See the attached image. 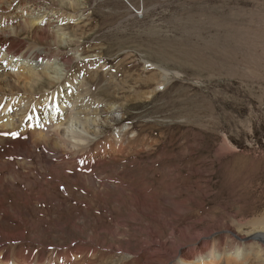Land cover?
<instances>
[{
    "label": "rangeland",
    "instance_id": "rangeland-1",
    "mask_svg": "<svg viewBox=\"0 0 264 264\" xmlns=\"http://www.w3.org/2000/svg\"><path fill=\"white\" fill-rule=\"evenodd\" d=\"M50 2L51 12H59L51 18L60 28V37L53 40L59 53L69 55L66 67L56 70L66 73L68 79L62 81V88L58 83L46 90L66 93L72 88L73 99L81 104L77 111L99 119L106 134L93 147L110 139L118 147L123 141L124 152L135 154L137 166L127 164V168H132L129 176H135L139 186L144 178L153 192L169 196L158 177L141 176L146 164H153L160 178L170 169L179 181L189 179L181 188V198L186 196L183 189L192 187L190 194L203 200L204 207L195 208L185 218L193 221L208 214L210 223L203 224L207 228L222 218L221 226L246 234V242L237 241L243 245L240 261L234 264H264V241L253 235L264 233V0ZM28 40L32 43L30 37ZM36 43L48 46L47 42ZM35 93L32 99L36 106L42 103L43 91L38 88ZM48 114L49 107L46 117H51L52 113ZM49 121L57 123L58 119ZM20 137L29 139L24 134ZM6 150L13 153L3 157L1 162L7 165H0V206L5 212L0 214V224H6L7 235L22 230L27 240L9 243L0 239V247L34 253L43 250L46 264H77L80 257L74 252L65 261L58 253L65 251V246L88 242L89 234L112 225L104 206L97 203L86 209V204L77 200L87 198L81 186L64 174L60 181L53 179L57 173L52 163L55 156L46 154L48 160L41 159L43 151H51L49 147L43 150L31 145L27 159L23 153L14 154L12 143L0 144V155ZM157 158L161 160L153 163ZM72 170L68 169V174ZM98 173L94 172L95 177H101ZM42 174L50 188L40 192L30 186V190L40 192L41 202L21 208L18 215L13 210L20 206L16 201L25 198V187L30 181L36 185ZM204 190L209 192L203 199ZM108 209L117 217L118 210L112 205ZM22 220L28 223L23 225ZM34 221L37 227L31 229L29 222ZM221 234L214 233L210 244H227L228 250L227 236L231 235ZM36 235L39 240L31 242ZM101 235L110 240L107 234ZM89 245L100 253L92 261L105 264V248ZM130 245L135 247L137 242ZM59 247L61 252H57ZM165 248L166 252L174 251L176 245ZM121 257L113 258V264H136V255ZM84 259L81 263L89 264ZM138 261H143V253Z\"/></svg>",
    "mask_w": 264,
    "mask_h": 264
},
{
    "label": "bare ground",
    "instance_id": "bare-ground-1",
    "mask_svg": "<svg viewBox=\"0 0 264 264\" xmlns=\"http://www.w3.org/2000/svg\"><path fill=\"white\" fill-rule=\"evenodd\" d=\"M51 8L50 0H0V113L2 112L0 114V144L4 146L12 143L16 150L14 154L23 153L25 159L28 157L26 155L31 153V145L43 150L46 146L49 147L51 151H43L41 159L48 160L46 154L55 156L52 163L57 173L54 176L51 175L53 179L60 181V176L64 174L66 179L81 186L87 192V198L77 200L78 203L86 204V209H91L97 203H99L98 206H104L112 225L101 228L98 231L100 233L89 234L88 242L65 246L63 252H61L63 248L59 247L60 251L57 249V252H61L58 253L60 260L65 261L71 258L74 252L80 257L76 261L77 264H82L84 258L89 264H95L92 258L99 256L100 253L90 248L89 243H94L108 252L104 257L105 261L102 260L105 264H113V258H119L122 255H136L137 259L134 260L136 264L140 262L142 264H234L240 261L242 252L240 247L243 244L237 241L246 242V234L239 235L240 233L236 234L228 226H221L224 221L222 218H218L213 224L211 222L212 225L208 228L205 227V222L210 223L208 214L193 217V221L185 218L189 213L191 215L195 208L204 207L203 200L198 201L190 194L192 187L183 189L186 196L181 198V188L186 187L189 179L179 181L178 175L174 176L170 169L165 176L163 175L164 177L160 174L163 177L160 178L158 171L152 167L154 165L146 164L142 169L143 173H140L141 176L158 177L156 180L160 187L165 186L164 191H167L169 196L153 192L149 186L144 184V178H140L141 185L139 186L140 183H136L133 179L135 176H129L131 173L129 169L137 166L136 160H133L135 154L124 152L123 141L121 144L117 143L118 147L113 146L112 142L115 141L113 139L93 147L99 138L106 134L99 124V119L77 111L81 104L78 105L73 99L72 88L66 93L59 89L54 92L46 90L45 87L52 89L58 83V87L62 88V81L65 78L68 79L66 73L62 75L59 70H56L57 67H66L69 55L59 53L57 43L53 40L57 35L60 37V28H57L56 23L51 21L57 12L56 10L51 12ZM29 37L32 43L28 40ZM62 38L64 41V37ZM37 41L47 42L48 46L39 45ZM3 62L6 63L3 64ZM63 69L66 71V68ZM70 79L74 80V78ZM149 79L152 80L150 77ZM38 88L39 92L43 91V99L40 105L35 106L32 97L35 96V92H38ZM48 107V115L52 113L49 118L46 117ZM107 116L109 118V115ZM48 119H58V122H48ZM24 124L27 127H24ZM21 134L28 135L29 139H22ZM5 138L19 139L24 142L5 141ZM27 146L28 150L25 149ZM12 153L9 150L4 151L3 155H0V165H7L1 161L4 156ZM158 159L160 158L155 159L153 163L159 161ZM117 164L120 165L117 166ZM127 164L132 165V168L128 169ZM70 168L73 170L71 174H68ZM114 168L116 169L113 170ZM97 170L100 172L99 176L104 175L103 178L95 177L94 172ZM171 175L173 179L170 178ZM46 179L47 177L43 175L41 180H37L36 185L32 181L28 183L26 189L23 190L25 198L20 199V202L16 201V204L20 206L13 209L18 215L21 208L24 209L27 205L35 207L37 202H41L39 193L43 188H50ZM30 186H36L40 192L30 190ZM174 188L178 190L173 192ZM205 191L202 197L200 196L203 199L208 197L209 191ZM2 202L3 199L0 198V205ZM110 205L118 210L117 217H114L108 209ZM122 206L124 210H120ZM0 212L2 216L5 215L1 206ZM18 219L21 218L18 217ZM21 222L23 225L28 223L24 220ZM29 226L31 229L37 227L35 221L34 223L29 222ZM219 231L222 232L221 235H226V233L231 235L227 236L230 238L228 250H226L227 244H221L222 246L210 244L214 237L212 235ZM102 233L107 234L110 240L101 238ZM253 235L264 241V233ZM36 236L29 240L36 242L35 239L39 240V236ZM247 238H250V235ZM0 239H3V242L21 243L26 238L22 230L16 235H7V226L2 225L1 222ZM131 241H136L137 245L128 246ZM168 244L176 245L175 250L167 249L166 252L165 247ZM34 251H8V248L0 247V264H46L43 250H37L35 253ZM141 253H143V261H138ZM123 259L121 257V260Z\"/></svg>",
    "mask_w": 264,
    "mask_h": 264
}]
</instances>
